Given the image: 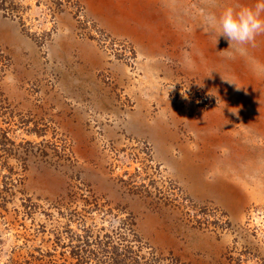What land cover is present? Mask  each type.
<instances>
[{"label":"rangeland","instance_id":"obj_1","mask_svg":"<svg viewBox=\"0 0 264 264\" xmlns=\"http://www.w3.org/2000/svg\"><path fill=\"white\" fill-rule=\"evenodd\" d=\"M256 3L0 0V264H264Z\"/></svg>","mask_w":264,"mask_h":264},{"label":"clouds","instance_id":"obj_2","mask_svg":"<svg viewBox=\"0 0 264 264\" xmlns=\"http://www.w3.org/2000/svg\"><path fill=\"white\" fill-rule=\"evenodd\" d=\"M204 23L206 31L211 29L217 35L216 45L223 36L229 42L228 49L235 46L236 51L242 52L245 50L243 46L252 44L258 35L264 34V0H257L255 6L242 7L239 11L226 9L219 17L208 15ZM222 78L227 83H233Z\"/></svg>","mask_w":264,"mask_h":264},{"label":"trees","instance_id":"obj_3","mask_svg":"<svg viewBox=\"0 0 264 264\" xmlns=\"http://www.w3.org/2000/svg\"><path fill=\"white\" fill-rule=\"evenodd\" d=\"M149 264H151V263H149Z\"/></svg>","mask_w":264,"mask_h":264}]
</instances>
